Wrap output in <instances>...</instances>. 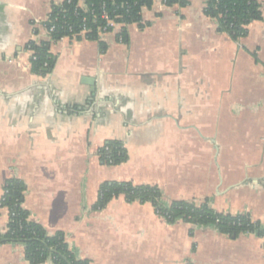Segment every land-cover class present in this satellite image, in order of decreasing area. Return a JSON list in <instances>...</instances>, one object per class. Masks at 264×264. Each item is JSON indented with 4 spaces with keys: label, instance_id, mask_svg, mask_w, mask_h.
I'll list each match as a JSON object with an SVG mask.
<instances>
[{
    "label": "crops",
    "instance_id": "crops-1",
    "mask_svg": "<svg viewBox=\"0 0 264 264\" xmlns=\"http://www.w3.org/2000/svg\"><path fill=\"white\" fill-rule=\"evenodd\" d=\"M63 1L0 0V199L20 180L29 219L90 264H264L252 234L168 224L122 196L94 210L103 183H130L156 187L165 207L207 201L264 227V15L233 42L204 0H152L148 26H128L124 44L115 26L101 53L95 41L48 38L39 22ZM30 42L50 43L48 75L31 72ZM111 141L125 163L100 161ZM7 222L0 208L1 233ZM0 264H28L23 247L0 246Z\"/></svg>",
    "mask_w": 264,
    "mask_h": 264
},
{
    "label": "trees",
    "instance_id": "trees-1",
    "mask_svg": "<svg viewBox=\"0 0 264 264\" xmlns=\"http://www.w3.org/2000/svg\"><path fill=\"white\" fill-rule=\"evenodd\" d=\"M204 15L217 23L219 33L227 35L233 42H238L247 34V27L263 20L264 3L255 0H204ZM167 6L180 4L186 6L183 0H165ZM77 0H65L61 5L51 7L50 24L55 26L51 41L57 42L68 35L64 31L70 27L72 33L78 34L84 27L87 33L78 37L77 41L98 42L100 52L106 51L97 34L99 28L106 27L102 18L121 25L122 40L127 43V27L137 25L139 29L147 27L142 23L141 12L150 9L152 0H84V9H77ZM77 13V15H76ZM65 27L63 30L62 28ZM107 31H110L107 28ZM49 42L36 44L30 42L27 49L34 55L30 61L31 72L35 75H48L54 65L53 57L49 53ZM44 65H46L44 67ZM81 107H70L71 114L81 113ZM107 149V152H104ZM100 161L109 166H117L126 162L127 154L118 142H107L100 148ZM109 161V162H108ZM24 184L18 179H9L4 183L0 208L8 213L5 233L0 232V246L6 244H20L24 249V259L28 264H90V261L79 259L65 241L63 233L48 235L45 229L29 219V213L23 208ZM122 196L127 203H149L156 214L168 224L176 221L192 224L198 227L211 226L218 233L237 238L241 234H252L262 240L264 249V227L253 222L248 215H230L217 213L208 205L207 201H175L170 206L161 205V194L156 187L135 186L130 183L105 182L98 191V199L94 210L101 211L113 199Z\"/></svg>",
    "mask_w": 264,
    "mask_h": 264
},
{
    "label": "built area",
    "instance_id": "built-area-1",
    "mask_svg": "<svg viewBox=\"0 0 264 264\" xmlns=\"http://www.w3.org/2000/svg\"><path fill=\"white\" fill-rule=\"evenodd\" d=\"M65 1V0H64ZM63 1V2H64ZM61 5V4H60ZM55 6H58V5H55ZM76 8L77 9H84V0H83V5H80V0H77V5H76ZM50 14H51V9H50V12H49V14L47 15V17L43 20V21H41V22H39V25H41V27L45 30V32H46V34H47V36H48V38L49 39H51V35H52V33H54L55 32V26L53 25V24H50L49 26H47V24H49V20H50ZM76 15H77V13H76ZM105 21H106V27H104V28H99L98 30H97V34H98V36H99V38H101L103 35H105V34H108V33H110L112 30H113V28L115 27V26H118L119 24H115L114 22H112L111 20H108L107 19V17H106V15H103V17H102ZM119 26H121V25H119ZM66 28L67 29H65V27H63L62 29L64 30V31H66V32H68V35L67 36H65L64 38H62V39H68V40H70V41H77V38L78 37H83L86 33H87V30L83 27L82 29H81V31L78 33V34H74V33H72V30H71V28L70 27H68V26H66ZM107 28H109V30L110 31H107ZM122 26H121V31H120V33H119V35H118V37H117V41L119 42V43H123L124 44V42H123V40H122V36H121V32H122ZM61 39V40H62ZM28 51H30V50H28ZM31 52V59H34L33 58V55H34V53H33V51H30ZM46 65H44V67H45ZM104 152H107V149H104ZM99 153H100V150L98 151V155H99ZM109 162V161H108Z\"/></svg>",
    "mask_w": 264,
    "mask_h": 264
},
{
    "label": "water",
    "instance_id": "water-1",
    "mask_svg": "<svg viewBox=\"0 0 264 264\" xmlns=\"http://www.w3.org/2000/svg\"><path fill=\"white\" fill-rule=\"evenodd\" d=\"M85 83H88V85H91V87H92L91 91H92V93H93V97H94V96H95V93H94L95 90L93 89V88H94V87H93V83H94V82H91V81L89 82V81H87V82H85Z\"/></svg>",
    "mask_w": 264,
    "mask_h": 264
}]
</instances>
